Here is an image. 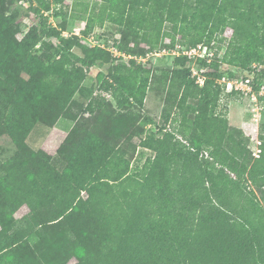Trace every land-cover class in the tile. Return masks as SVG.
<instances>
[{
    "label": "trees",
    "instance_id": "obj_1",
    "mask_svg": "<svg viewBox=\"0 0 264 264\" xmlns=\"http://www.w3.org/2000/svg\"><path fill=\"white\" fill-rule=\"evenodd\" d=\"M17 1L0 0V137L14 146L0 149V264H264V127L254 156L217 83L240 69L258 90L264 0H102L117 56L85 41L92 16L68 36L49 22L62 0H30L23 31ZM177 33L185 49L225 50L168 68L137 60ZM151 81L164 102L155 130L141 114ZM60 118L72 125L55 155L30 144ZM139 147L152 155L133 167Z\"/></svg>",
    "mask_w": 264,
    "mask_h": 264
},
{
    "label": "rangeland",
    "instance_id": "obj_2",
    "mask_svg": "<svg viewBox=\"0 0 264 264\" xmlns=\"http://www.w3.org/2000/svg\"><path fill=\"white\" fill-rule=\"evenodd\" d=\"M30 0H19L17 3L13 5V9L17 10L18 18L21 22V28L25 31L28 26L32 22V17L30 12L27 11V6ZM33 4H36L35 1H32ZM102 0H62L59 4L55 5V11H60L58 14H54L52 11L46 12L49 15V22L52 25L59 26L62 28V24H64L63 35L68 36L69 34H79L80 30L85 28L86 23L89 21L90 16L93 17L92 21V29L89 35L84 38L85 41L91 44H99L105 47L108 51H110L113 55H119V51L111 45V41L105 42L103 39V35L108 31L112 30V24L109 23L107 19H105V15L99 14L101 12ZM102 17V19H100ZM168 32H171L168 29ZM21 34H18L19 37ZM222 36L225 39H228L231 36V29L226 28L222 33ZM162 37V36H161ZM160 37V39H161ZM181 35L177 33L176 35H166L160 41V43L153 47L151 51H147L143 55L137 56V60L139 61H152L154 67H171L172 61L174 57H176L180 50L185 49V45L180 44L178 40ZM172 44V45H171ZM225 42L219 43L215 39L211 42L210 46L213 51L218 47H220L221 51L218 53L219 56H222V52L225 50ZM140 46H145L144 42L140 43ZM136 48V47H134ZM76 50V49H75ZM78 51V50H76ZM106 66L102 67H94L90 70L88 77L85 79L84 83L87 86H91L97 83L96 75L98 73L104 75L106 73ZM193 76H199L197 71L192 68L191 70ZM236 77H241L243 70L236 69ZM198 80V81H197ZM198 84H202L199 78L196 79ZM96 85V84H95ZM161 86L156 81H151L150 87L148 88L144 108L141 110L142 116H148L152 119L151 123L146 124L145 128L156 129L157 126L162 124V111L164 108V102L161 99ZM249 98L244 99L238 95H223L220 101V107H225L227 109V116H229V124L233 126H242V130L249 138L248 146L249 148L255 151V147L257 145L256 139L258 137L263 127H264V104L259 103V111L257 113L253 112L250 106ZM230 113V115H228ZM173 114V113H172ZM86 118L90 117L89 113L84 115ZM256 118V120H255ZM71 122L66 119H59L57 121L56 127L60 129V127L65 128L66 125H69ZM65 124V126H64ZM62 130V128L60 129ZM59 130V132H60ZM60 139V138H59ZM30 144L33 147H40L41 143L35 141L34 135L31 136L29 140ZM57 142L55 144L59 145ZM52 150L54 148V144L52 145ZM0 149L3 150V157L10 155L14 146L9 141L6 136L0 137ZM207 156V153L204 152ZM52 155H55L52 154ZM152 153L149 150L143 149L139 147L135 154V158L132 161L133 167H139L143 164L145 159L151 156ZM255 189V187H252ZM257 192V189H255ZM258 194V192H257ZM26 208L23 207L19 210L18 215L24 213Z\"/></svg>",
    "mask_w": 264,
    "mask_h": 264
},
{
    "label": "built area",
    "instance_id": "obj_3",
    "mask_svg": "<svg viewBox=\"0 0 264 264\" xmlns=\"http://www.w3.org/2000/svg\"><path fill=\"white\" fill-rule=\"evenodd\" d=\"M212 52L210 51L207 46L198 44L196 46H193L188 49H183L180 50L179 53L185 54L187 56L193 57L194 59L196 58H206L207 61L212 59ZM261 67V65H260ZM252 71H255L259 68V65L257 64H252L251 65ZM199 80L201 83L203 82V78L198 76ZM198 81V80H197ZM217 83L221 87V91L223 95L226 94H236L244 99L249 98L250 100V106L252 107V111L257 113L259 111V101H258V96L264 94V79L259 83V88L257 91H255L252 87L253 79L251 76H246V77H233V78H228L226 76H221L220 78L217 79ZM256 120V118H255ZM259 135V134H257ZM259 137V136H258ZM256 147L255 151L253 150V155L257 156L259 153V139H256Z\"/></svg>",
    "mask_w": 264,
    "mask_h": 264
},
{
    "label": "crops",
    "instance_id": "obj_4",
    "mask_svg": "<svg viewBox=\"0 0 264 264\" xmlns=\"http://www.w3.org/2000/svg\"><path fill=\"white\" fill-rule=\"evenodd\" d=\"M228 115H230V113H228ZM228 118H229V116H228ZM60 119H63V118H60ZM56 124H57V122H56ZM56 124L50 129L48 135L46 136V139L42 142V144L40 146L43 150H45L46 152H48L51 155L55 153V151H56V149L58 147V145L55 144L54 142H57V140H60V142L58 144L61 143V141L63 140V138L66 136L67 131L71 127L72 122L69 125H66L65 128L60 127V129L62 128V130L58 129L56 127ZM64 126H65V124H64ZM238 127H241L242 128V126H240V124H238ZM59 130H60V132H59ZM53 144H54V148L52 150V147H53L52 145Z\"/></svg>",
    "mask_w": 264,
    "mask_h": 264
}]
</instances>
